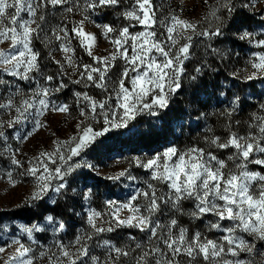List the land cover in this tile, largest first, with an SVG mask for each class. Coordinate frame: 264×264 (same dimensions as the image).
Wrapping results in <instances>:
<instances>
[{
	"label": "snow or ice",
	"instance_id": "snow-or-ice-1",
	"mask_svg": "<svg viewBox=\"0 0 264 264\" xmlns=\"http://www.w3.org/2000/svg\"><path fill=\"white\" fill-rule=\"evenodd\" d=\"M204 3L205 15L190 20L182 17V7L165 15L152 0H0V160L13 166L6 171L13 186L14 173L32 179L25 203L37 218L13 228L11 242L0 246V264H264V102L243 122L242 134V121L234 117L243 100L231 87L220 92L229 100L219 113L226 137L209 128L204 146L169 145L151 156L126 158V167L106 177L114 183L122 178L136 180L132 170H147L144 186L126 201L108 199L98 210L92 206L91 187L80 192L72 187L77 169L96 171L83 157L101 137L128 129L144 115L161 118L184 90L185 78L199 87L206 74L217 72L213 61L227 66L233 55H239L214 43L235 26L241 9L259 15L258 27L240 24L232 36L255 50L243 68L228 75L245 86L264 84V0ZM105 9H120L116 15L122 23L93 19L92 13ZM77 14L80 19H75ZM57 16L60 22L53 26L51 19ZM87 24L98 31H87ZM135 26L142 30L135 31ZM99 36L112 49L98 55L94 47ZM194 38L204 45L203 55L189 74ZM78 49L92 62L79 59ZM50 65L55 71H48ZM69 83L81 90L73 91L72 104L58 103V94ZM92 89L100 98L90 94ZM73 107L78 111L76 134L54 141V150L20 158L22 150L8 142L7 129H14L13 139L23 143L47 126L46 113L70 115ZM29 118L31 127L21 134L18 126ZM143 135H152V130ZM225 150L231 151L222 159L218 153ZM69 190L75 194L71 198L87 201L88 207L81 204L82 213L69 209L82 217V226L65 243L61 234L71 225L57 211V198ZM186 203L191 207L186 208ZM197 221L202 228L193 226ZM6 227L0 223V231ZM133 229L143 238L138 240L129 231ZM49 231L54 240L46 247L38 234ZM118 232L126 233V240L102 235ZM211 233L220 235L209 238Z\"/></svg>",
	"mask_w": 264,
	"mask_h": 264
},
{
	"label": "rangeland",
	"instance_id": "rangeland-1",
	"mask_svg": "<svg viewBox=\"0 0 264 264\" xmlns=\"http://www.w3.org/2000/svg\"><path fill=\"white\" fill-rule=\"evenodd\" d=\"M152 2L154 8L157 10L162 9L165 15L169 11H179L182 7V17L190 20L200 19L208 10L204 0H183V3H181V0H152ZM129 3H131V0H129ZM118 11H120V9H116L115 11L112 9H105L102 12L92 13V17L98 23L121 24V19L116 15ZM240 13V15L235 17V26L226 29V36L221 37L218 42L214 43L215 47H220L222 49L231 48L239 55H233L227 66L213 61V66L218 69L217 72L206 74L201 81H198L199 87L191 86V82L185 78L184 90L173 98L172 103H175V101L179 103L182 102L183 107H181L180 110L181 117L175 121L171 118L170 126L174 129L175 134L180 135L183 133V135L180 145L176 144V141L170 145L178 146L181 149L197 144L204 146L203 137L208 134L207 130L209 128L213 129L215 134L222 136V138L226 137L227 131L223 127L224 118L221 117L219 113L228 107L229 100L225 97H221L220 92L225 91L229 87H231L232 92L240 95L243 100L241 110L238 111L234 117V119L242 121V126L239 129L242 134L246 131L243 122L249 120L251 113L258 111L259 103L264 102V84H261L260 81H256L254 86L252 82H249L248 85L245 86L242 81H235L228 75V73L235 68H243L247 58L251 55V52L255 50L254 46L235 40L232 33L237 30L240 24L256 29L258 27L257 21L259 20V15L251 16L247 10L243 9L240 10ZM157 15L158 17L160 16V11L157 12ZM75 19H80V16L77 14ZM59 22L58 16L51 19V24L53 26ZM86 30L91 32L98 31L92 24H87ZM131 30L133 29H130V31ZM134 30L140 31L142 30V26H135ZM193 42L195 45L193 48L194 57L193 60L187 64L189 74L192 73L196 66V62L203 55L204 45L200 42V39L194 38ZM73 43L75 45L76 41H73ZM97 44L98 47H94V52L98 55L105 54V49H112L110 42L103 36L98 37ZM37 47H40L39 43H37ZM77 57L82 59L84 63L92 62L91 58L80 49L77 50ZM48 71L53 72L55 68L50 65ZM69 71L71 70L69 69ZM65 82L68 83L67 78H65ZM21 83L23 84L25 82ZM76 90L81 89L79 86H74L69 83V88L66 89L63 94H58L59 99L57 102L61 103L67 101L72 104V93ZM90 94L100 98L99 92L96 89H92ZM230 96L231 93H228L229 98ZM164 114L165 113H163L162 116ZM77 119L78 111L75 107H73L70 115L55 112L46 113L45 123L47 126L39 130L32 138L21 143L13 139L15 130L7 129V132L10 134L8 142L13 145L14 149L19 147L22 150L20 158H31L42 151L54 150V141H64L75 135L77 131L75 128ZM161 122L162 117L157 118L144 115L142 118H137L136 121H133L128 129L113 130L104 137H101L91 149L86 150V155L83 157L84 160L95 165L96 171L94 172L88 168L77 169L73 174L74 183L72 187L76 188L77 192L91 187L95 193L92 206L97 207L98 210H103L104 202L108 199L117 200L119 202L126 201L137 187L144 186L142 181L147 178V170H132V175L137 177L136 180L122 178L119 182L114 183L106 179V177L126 167V158H131L133 156L147 157L163 150L166 146L160 150H148L142 147L146 137L143 133L148 132L150 129L156 130ZM212 122L217 125V128H213ZM31 124L32 120L29 118L18 126V130L23 134L31 127ZM230 151L231 150H225L222 153H218V155L223 159L230 154ZM117 161H122V163L117 164ZM12 168L13 166L7 163L6 159L0 160V171L5 173L0 175V223L8 226L0 231V246H4L6 242H11L12 230L15 226L22 223L28 224L36 222L37 220L34 215L35 210L32 209L30 204L25 203L33 187V181L30 177L21 178L14 173L13 179L16 180V184L13 186L6 176V171ZM97 172L99 174H97ZM69 179H72V177ZM71 197H75V194L69 190L66 196L57 198L59 205L58 211L64 214V218L71 225L65 233L61 234L65 243L71 240L75 230L82 226V217L72 215L69 209L71 208L74 212L82 213L83 209L88 207L87 201H80L78 197ZM45 204L49 203L45 201ZM81 204H83V209L81 208ZM25 205L27 210L22 211V216L15 217L12 214L13 210ZM185 207L190 208V203H186ZM182 223L187 225V218H183ZM195 225H199V227L202 228V224L199 221L194 222L193 226ZM129 231L137 235L138 240L143 238L142 233H137L134 229ZM15 235L20 237L21 234L16 231ZM102 235L104 238L112 237L114 240H119L121 236H123L125 240L127 238L126 233L122 232H118L115 235L112 233H104ZM218 235H220V233H211L209 234V238H215ZM38 238L41 245L47 247L53 244L54 237L50 231L47 234H38ZM94 251L100 250L94 249ZM40 264H45V262L41 261Z\"/></svg>",
	"mask_w": 264,
	"mask_h": 264
},
{
	"label": "trees",
	"instance_id": "trees-1",
	"mask_svg": "<svg viewBox=\"0 0 264 264\" xmlns=\"http://www.w3.org/2000/svg\"><path fill=\"white\" fill-rule=\"evenodd\" d=\"M249 22V20H248ZM247 23V22H246ZM250 23V22H249ZM181 107H183L182 102L175 101V103H171V106L168 110H166L165 114L162 116V122L160 125H158V128L156 130H152V135L146 136L143 148L148 150H160L164 146L170 145L175 143L181 144L182 142V134L177 135L175 134L174 129L170 126V119L173 118V120H178L181 117ZM213 128H217V125H215L214 122H212ZM47 207H53L52 205L45 204ZM27 210L26 205L21 206L19 208H16L12 211V214L15 217L22 216V211ZM58 211V207H57ZM59 212V211H58Z\"/></svg>",
	"mask_w": 264,
	"mask_h": 264
}]
</instances>
